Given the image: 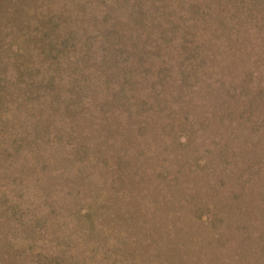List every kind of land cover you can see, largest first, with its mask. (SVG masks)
Instances as JSON below:
<instances>
[{
    "label": "trees",
    "instance_id": "trees-1",
    "mask_svg": "<svg viewBox=\"0 0 264 264\" xmlns=\"http://www.w3.org/2000/svg\"><path fill=\"white\" fill-rule=\"evenodd\" d=\"M114 1L127 17L135 9L134 0ZM207 5L210 14L214 12L209 17L215 20L214 28L207 36L197 30V36L184 37L177 67L161 59L148 61L156 43L150 48L145 40L126 35V29L104 24L101 51L74 55L84 71L77 74L78 63L69 90L78 88L77 74L86 96L95 94L89 98L103 109L102 117L84 115L81 121L91 126L93 141L100 139L85 159L83 144L65 141L61 146L52 137L60 100L54 91L41 94L33 89L37 57L31 61L29 52L21 49L12 51L15 56L0 50V121L9 111L24 115L7 128L0 125V264H264V188L258 186L264 183V160L256 158V134L264 129V115H256L264 111V0H213ZM111 17L107 13L101 20ZM256 47L261 50L250 51ZM7 84L16 85L19 95ZM72 97L68 103L86 105L84 112L93 107L90 99ZM184 99L203 100L210 107L221 103L228 114L217 115L218 125L224 127L227 115L234 118L238 123H231L229 135H241L243 145L252 147L239 151L225 144L218 149L225 162L240 166L228 176L233 188H171L177 182L173 174L165 176L170 187L160 188V182H149L152 167L134 168L132 136L140 142V155L152 118L168 117L164 106L171 105L173 120L174 108L178 106L179 113ZM81 111L73 107L70 116L77 119ZM101 125L108 129L105 137L99 133ZM192 127L190 137L199 139L205 126L196 119ZM212 133L213 139L220 130ZM113 134L122 137L117 144ZM238 140L236 147H242ZM41 145H54L75 168L44 164L39 172L33 155ZM26 155L32 161L31 174L24 173ZM95 168H105L112 180L108 183L100 172L92 180L99 188H81L80 182L91 178ZM203 180L200 176L199 186ZM151 185L155 188H148ZM207 199L212 207L202 218Z\"/></svg>",
    "mask_w": 264,
    "mask_h": 264
},
{
    "label": "rangeland",
    "instance_id": "rangeland-1",
    "mask_svg": "<svg viewBox=\"0 0 264 264\" xmlns=\"http://www.w3.org/2000/svg\"><path fill=\"white\" fill-rule=\"evenodd\" d=\"M134 1L136 3L135 9L129 18L127 17L128 14L125 13L126 11L115 5L114 0H0V50L4 52L3 54L9 55L12 53L15 56L14 52L21 49L24 54L29 52L28 57H32L31 61L37 57L35 61L38 63L35 71L36 83H31L33 84V89L35 91L38 90V93L41 94L54 91L60 100L56 107V117H53L54 120L51 123V132L54 134L52 137L56 136L55 142L60 145L65 141L76 145L83 144L81 159L89 157L92 149L100 140L97 138V140L93 141L91 126L84 125L87 122L81 121L89 115L90 117H102L103 109L101 104L93 105L95 104L93 103L94 100L89 97L95 94L87 97L85 88L81 85V78L77 76L80 71H84L83 62L80 60L82 55L79 58L80 63L78 60L74 62L73 58L76 53L83 54V52L89 50L92 52L93 48L101 51V40L105 29L103 26L122 31L126 29V35L131 34L140 43L145 40V45L148 47H152L151 43H156L157 47L150 50V53L154 52V57L147 58L148 61L157 62L161 59L160 61L164 64L176 65V67L178 66V52L180 51L178 46L182 44L184 37L188 36V33H193L197 36V30L207 36V31L209 30L210 32L214 28L213 22L215 20L212 18L211 22L209 19L212 14L214 15V12L212 11L210 14L209 10L212 7L207 5L213 0ZM200 11H203V13ZM107 13L112 16L110 21L105 20V22H102L103 15ZM158 14L161 15L159 21L153 20ZM206 14L210 15L206 16ZM101 24L104 25L102 26ZM184 30H187V32ZM259 49L261 50V47H256L250 51H259ZM33 50H37V52L31 53ZM158 51L159 56H156ZM37 53L39 56H37ZM86 57L88 61L89 56ZM93 57L91 56V58ZM92 61H95V59L90 60L89 63ZM144 61L146 62V59ZM78 63L80 68H78ZM77 68L79 69L76 74L78 79L76 86L78 88L73 93V90H69L68 86L71 84L70 81L73 80V73L76 72ZM25 80L29 82V80ZM7 87L8 90H14L19 95V88L16 85L7 84ZM76 94L85 98L86 101L90 99V107L93 106L90 111L84 112L85 103H82L84 107H81V103L75 106L68 103L73 99L72 95L75 96ZM186 97L188 99V94H186ZM183 103L185 106L184 108L181 107L179 113L178 106L174 108L177 112L173 114V120L168 113L171 105L164 106L168 117L160 114L152 118L149 128L147 127L145 131L149 134L140 146V155L136 154L140 142L135 141L137 139L136 135L132 136L134 141L131 142L133 152L130 153V158L135 164L134 168L152 167L153 172L149 174V182H160V188L170 187V185L164 183L166 180L165 176L168 174L177 175V182L171 188H233V179H229L228 176H230V173H237L240 166L225 162L217 152L219 147L225 144H229L231 147L239 149V151L251 147L247 146L248 142L247 145H243L245 143H243L244 140L241 135L239 144H242V147H236L239 138L232 139V136L229 135L228 131L231 123H238L237 120H234V118L229 119L230 116L228 117L227 115L226 124L222 128L223 125H218L219 119L217 115L226 114L227 109L221 103L213 105L211 103V107L209 106L210 104H204L203 100L187 102L184 99ZM73 107L77 110L82 109L77 119L70 116V110ZM19 113L14 114L13 111H9L7 114L3 113L0 125L3 122V125L7 128V126L14 124L18 119L21 120V118L17 117L24 115L22 111ZM258 114L261 118L264 115V111L256 112V115ZM169 116L171 117L169 118ZM196 119L205 126V130H202L199 139L190 137L193 131V129L191 130L193 128L192 120ZM29 124L31 123L24 125L28 126ZM107 130L105 125H101L99 133L103 135ZM219 130L220 135L217 136L215 132ZM212 132L215 134L213 136L214 140L210 137L213 134ZM256 135L260 137L259 142H261H257L259 146H256V149L260 150V154L256 158L264 160V144H262L264 141V129ZM112 136L116 144L122 138L117 134ZM246 140L254 141L251 138ZM113 151V154H115L117 151L116 146ZM60 153L61 151L56 149L54 145H41V148L39 147L36 150V155H33V165L38 170L41 168L39 172L43 170V167L51 168L54 164L69 165L72 169L75 168L73 166L74 162L66 161L64 154L60 155ZM231 154H228V157H231L229 156ZM3 157L7 159L6 156ZM24 157V164L27 165L24 173L31 174L32 168L29 165L32 166V161L29 155ZM113 159L116 160L117 158L112 156ZM247 160L248 158L244 159L243 155V162L247 163ZM6 162L8 163V161ZM207 163L209 164L207 167L208 172L205 173ZM42 164L43 166L41 167ZM115 166L118 168V165L115 164ZM95 169L97 171L92 172L91 178L80 182L79 186L81 188H99L92 185V180L98 179L99 177L97 176L100 172L107 176L106 180L108 183L112 180L111 175L106 173L108 171L105 168ZM200 176L204 177L203 185L201 186L198 185ZM218 178H221L219 183L216 181ZM15 184L13 183L11 187H14ZM258 186L259 188H264V183H258ZM148 188L155 187L151 185ZM212 203L210 199L203 202L204 209L202 211L204 212L202 218L205 217L209 208L212 207Z\"/></svg>",
    "mask_w": 264,
    "mask_h": 264
}]
</instances>
